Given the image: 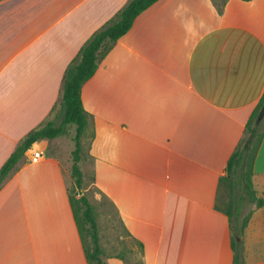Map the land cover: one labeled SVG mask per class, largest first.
Masks as SVG:
<instances>
[{"label":"crops","instance_id":"obj_1","mask_svg":"<svg viewBox=\"0 0 264 264\" xmlns=\"http://www.w3.org/2000/svg\"><path fill=\"white\" fill-rule=\"evenodd\" d=\"M131 1L0 0V170L53 119L69 65ZM263 96L264 0H159L100 60L82 90L91 122L81 166L144 264H233L219 184ZM43 140L0 190V264H89L72 158L65 166ZM254 184L264 198V138ZM253 209L246 264H264V206Z\"/></svg>","mask_w":264,"mask_h":264},{"label":"trees","instance_id":"obj_2","mask_svg":"<svg viewBox=\"0 0 264 264\" xmlns=\"http://www.w3.org/2000/svg\"><path fill=\"white\" fill-rule=\"evenodd\" d=\"M158 1L132 0L114 22L98 31L85 44L67 69L60 101L52 111L53 119L27 135L0 170L1 190L7 178L35 143L43 139L59 138L68 133L70 125L76 126V149L73 152L71 172L77 189L72 193L69 191V197L89 264L105 262L99 243L95 208L83 192L85 175L80 163L83 159V139L90 126L91 114L84 108L82 90L97 72L100 60L132 29L137 17ZM263 105L264 96L253 111L247 123L246 136L229 160L227 173L221 177L219 184L217 200L221 199L225 192L228 194V202L226 208L216 205V209L227 215L230 221L233 264H246V230L254 213V206H264V198L258 196L254 184L255 161L264 138V119L259 121ZM85 231L91 236L92 252L86 247Z\"/></svg>","mask_w":264,"mask_h":264},{"label":"rangeland","instance_id":"obj_3","mask_svg":"<svg viewBox=\"0 0 264 264\" xmlns=\"http://www.w3.org/2000/svg\"><path fill=\"white\" fill-rule=\"evenodd\" d=\"M214 1L218 5H221L226 0ZM57 122L59 123L60 120ZM75 135L76 126L70 125L68 128V133L57 138L56 142L51 143L48 140H43L41 141V145L45 150L51 152L54 151V144H57V150L53 153L63 161L65 166H68L69 163H72L71 158L73 161V152L76 149L74 143ZM83 143L82 156L85 154V151L88 148L89 140H84ZM81 163L80 165H82ZM81 169L82 171H89L87 166H81ZM69 189L70 193L77 189L75 179L73 185H71ZM83 192L86 194L87 198L95 208L99 229V243L104 252L102 259L104 260L105 264H108L109 259L120 260L122 261V264H144L141 247L127 234L117 210L111 201L93 185L92 178H90L89 175L84 176ZM227 202L228 194L224 192L222 198L217 200L216 205L226 208ZM249 207L250 206H248V208ZM85 244L86 247L92 252L93 245L88 231H85Z\"/></svg>","mask_w":264,"mask_h":264},{"label":"built area","instance_id":"obj_4","mask_svg":"<svg viewBox=\"0 0 264 264\" xmlns=\"http://www.w3.org/2000/svg\"><path fill=\"white\" fill-rule=\"evenodd\" d=\"M31 149H32V147H31ZM31 149L29 151H31ZM40 154H41V149H40V147H38L36 151L31 152L30 161L32 163H37L39 161V159L41 158Z\"/></svg>","mask_w":264,"mask_h":264},{"label":"water","instance_id":"obj_5","mask_svg":"<svg viewBox=\"0 0 264 264\" xmlns=\"http://www.w3.org/2000/svg\"><path fill=\"white\" fill-rule=\"evenodd\" d=\"M263 119H264V105H263V108L260 112L259 121H262Z\"/></svg>","mask_w":264,"mask_h":264}]
</instances>
